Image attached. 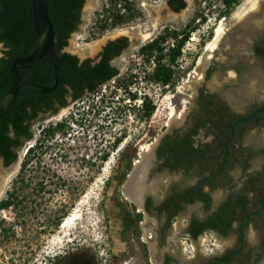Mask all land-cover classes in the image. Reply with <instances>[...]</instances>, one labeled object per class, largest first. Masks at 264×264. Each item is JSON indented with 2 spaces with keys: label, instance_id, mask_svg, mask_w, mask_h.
<instances>
[{
  "label": "rangeland",
  "instance_id": "obj_1",
  "mask_svg": "<svg viewBox=\"0 0 264 264\" xmlns=\"http://www.w3.org/2000/svg\"><path fill=\"white\" fill-rule=\"evenodd\" d=\"M185 1L183 9L174 11L167 0H119L116 10L111 9V0H85L78 29L64 50L94 60L106 41L124 36L128 47L112 62L119 75L100 86L96 95L86 94L76 102L68 96L66 106L40 116L31 125L33 137L18 150L17 170L0 197V201H14L8 208H0V264H141L139 255L145 250L146 259L149 257L144 239H132L131 201L122 186L132 170V160L139 157L137 152L155 142L150 130L164 132L169 116L177 119L168 127H177L195 106L198 89L215 86V92H222L227 100L247 102V92L236 93L231 86L237 69L246 74L248 59L243 55L250 51V40L235 39L252 34L239 26L247 0H237L231 7L223 0ZM113 10L123 17L117 20ZM187 31L189 39L173 65L174 85L164 86L152 76L158 53L148 57L141 47L164 36L160 41L165 52ZM218 32L220 37L214 40ZM2 53L0 44V56ZM211 55L206 68L210 66L213 72L206 78L203 65H197L201 59L206 65ZM260 67L250 70L262 74ZM249 72L246 75L251 76ZM251 79L249 84H255L256 77ZM102 94L104 99L97 101ZM145 98L155 106L149 116L137 110ZM261 101L264 91L257 95V102ZM63 109L65 114L59 116ZM61 121L65 125L60 131L52 137L44 135L43 130ZM246 140L258 149L264 144V126ZM256 162L263 164L264 156L260 154ZM6 171L0 161V175L5 176ZM76 209L81 216L65 231L63 221ZM247 238L257 240L254 227L248 228ZM179 239L182 246L198 245L205 254L209 248L220 252L226 246L222 244L226 240L208 234L197 244ZM228 240L231 246L233 238Z\"/></svg>",
  "mask_w": 264,
  "mask_h": 264
},
{
  "label": "flooded vegetation",
  "instance_id": "obj_2",
  "mask_svg": "<svg viewBox=\"0 0 264 264\" xmlns=\"http://www.w3.org/2000/svg\"><path fill=\"white\" fill-rule=\"evenodd\" d=\"M249 1L244 7L249 5ZM247 12L239 17V26L243 25L245 32L252 34L235 40H250V51L247 50L243 58L253 60H246L244 64L246 74L250 71L251 76L237 69V79L231 84L236 93L247 92L250 97L245 96L246 104L227 100L222 92H215V86L198 89L195 106L186 112L177 127H168L177 119L169 116L166 120L169 125L164 124L168 127L164 132L159 134L158 129L150 130L149 136H154L155 147L149 153L152 146L144 145L137 152L139 157L132 160V179L124 187L130 173L126 174L122 188L126 198L131 201L128 211L131 213L129 222L132 225V239L142 238L148 245L147 259L146 250L141 249L145 250L139 255L141 264H264V208L250 219L240 245V229L245 218L258 207L264 193V163L258 165L256 162L260 154L264 156V144L261 143L257 149L254 142L246 140V137L255 135V130L264 126V111L249 121L238 123L232 132L237 120L264 106V101L257 102V95L264 91V0H260L256 10ZM219 35H215L214 40L219 39ZM116 39L106 41L91 62H99L106 47ZM0 44L4 51L3 43ZM125 49L109 59V65L117 69L110 80L119 75L118 68L112 62ZM109 50L107 55L114 52L116 46L109 47ZM211 57L201 68L206 78L213 72L210 66L206 68ZM257 65L261 66L262 74L250 70ZM197 67H201L199 62ZM254 76L256 82L251 85L249 82ZM69 93L74 102L88 94L85 92L82 97L74 98L73 90ZM250 101L251 104H248ZM137 107L142 106L138 104ZM242 107H245L243 112L237 111ZM65 109L67 111L68 108ZM65 109L59 116L65 114L66 111L62 114ZM137 110L140 111V108ZM52 113L55 111L38 116ZM9 134L14 136L13 131ZM23 136L19 138L22 140ZM22 146L23 143L18 149L12 147L17 156ZM0 161L7 170L16 163L17 158L6 163L0 155ZM204 224L208 226L201 229ZM250 226L256 229L258 235L255 242L247 238ZM207 234L226 240V244L222 243L226 246L220 252L209 248L205 254L198 245L182 246L179 239L197 244L199 238ZM230 238H233V244L228 246ZM210 244L214 245V242L210 241ZM240 247L241 251L230 257Z\"/></svg>",
  "mask_w": 264,
  "mask_h": 264
},
{
  "label": "trees",
  "instance_id": "obj_3",
  "mask_svg": "<svg viewBox=\"0 0 264 264\" xmlns=\"http://www.w3.org/2000/svg\"><path fill=\"white\" fill-rule=\"evenodd\" d=\"M118 1L111 0V9L116 10ZM223 1L231 7L237 0ZM84 2L85 0H49V14L55 29V49L61 65L58 85L51 92H44L42 88L38 87H52L55 84L54 67L50 58L45 57L35 64H28V67L19 68L22 80L38 86L24 84L17 95L14 106L0 120V155L3 156L6 163L17 158V153L13 152L12 147L18 149L23 141L33 137L30 127L33 121L38 119V115L49 111L56 112L60 107L65 106L67 97L70 96V90H73L74 98L82 97L85 92H88L89 95H96L95 92L98 88L107 83L117 71L116 68L109 65V59L114 55H119L122 49L128 46L126 37L111 41L106 47L104 56L97 63H92L91 59L80 60L76 54L63 51L71 34L78 29ZM168 4L174 11H179L186 6L185 0H168ZM124 5H127L129 10L132 9V4L128 5L126 2ZM114 10L113 14L116 19H121L123 16ZM174 35L177 37L179 34L174 33ZM189 36L190 31L182 33L175 45L170 46L165 52L160 41L164 40V36L154 38L141 47L142 52L146 53L148 57L152 56L153 52L158 53V55H154L157 63L152 72L155 81L164 86L173 83V65L177 63L182 53V47ZM38 41L39 35L33 27L32 0H0V42L5 48L0 57V99L11 86L9 70L12 62L32 52L37 47ZM113 45L116 46V50L107 55V52L111 50L109 47ZM164 58L167 60L165 61ZM141 106L140 110H143L146 116H149L155 108L147 98L143 100ZM64 125L65 121H61L54 127L50 126L43 130L44 135L48 134L52 137ZM10 131H13L14 136H10ZM21 135H24L22 140L19 138ZM120 140L121 137L117 138L114 145H117ZM34 149L33 147L32 150ZM106 158L107 154L104 155V159ZM23 166H25V162H23ZM13 203L11 198L2 199L0 208H8ZM206 226L208 225H202L201 229Z\"/></svg>",
  "mask_w": 264,
  "mask_h": 264
},
{
  "label": "water",
  "instance_id": "obj_4",
  "mask_svg": "<svg viewBox=\"0 0 264 264\" xmlns=\"http://www.w3.org/2000/svg\"><path fill=\"white\" fill-rule=\"evenodd\" d=\"M32 16H33V27L35 32L39 35V41L37 47L24 57L17 58L12 62L9 70L11 78V86L9 90L0 99V120L5 117L11 108L14 106L17 95L24 84L38 86L28 81L22 80L19 73V66H26V64H35L42 58H50L55 74V84L52 87L38 86L42 88L44 92H51L56 89L59 81V73L61 71V65L59 61L58 53L55 49V29L49 14V0H32ZM264 106L254 110L249 116L237 120L232 127V132L238 123L246 122L251 120L256 114L263 112ZM155 144H152V148L149 153L152 152ZM147 155V154H145ZM17 162V161H16ZM15 163V162H14ZM13 164V163H12ZM11 164V165H12ZM132 179V171L128 175V178L124 184V187ZM264 208V193L261 195L258 207L250 212L240 229V245H242V239L244 230L248 226L250 219L253 216L258 215ZM241 251V247L234 251L230 257Z\"/></svg>",
  "mask_w": 264,
  "mask_h": 264
},
{
  "label": "bare ground",
  "instance_id": "obj_5",
  "mask_svg": "<svg viewBox=\"0 0 264 264\" xmlns=\"http://www.w3.org/2000/svg\"><path fill=\"white\" fill-rule=\"evenodd\" d=\"M260 0H251V3H249V6L246 7L247 11H253V10H256V6L258 5ZM245 9V10H246ZM219 34V32H218ZM208 53V52H207ZM208 60V59H207ZM204 63V59H201L199 61V66H202ZM65 111V110H64ZM64 111L62 112V114L64 113ZM152 146V145H151ZM147 148V147H146ZM17 164V162H16ZM14 164L12 165L8 171H7V174L5 176H0V197L4 191V187L6 185V181L8 180V178L10 176H12L16 170H17V165ZM140 165V164H139ZM145 166V165H144ZM147 166V165H146ZM138 182V181H136ZM141 183V182H140ZM143 185V184H142ZM127 186V185H126ZM132 191V190H131ZM86 202H81L80 205H83L85 204ZM88 203V202H87ZM81 216V212L79 209H76L74 210L69 216H67L64 221H63V224H62V227L63 229L66 231V230H69L71 228L72 225H74V223L76 222V220Z\"/></svg>",
  "mask_w": 264,
  "mask_h": 264
},
{
  "label": "clouds",
  "instance_id": "obj_6",
  "mask_svg": "<svg viewBox=\"0 0 264 264\" xmlns=\"http://www.w3.org/2000/svg\"><path fill=\"white\" fill-rule=\"evenodd\" d=\"M100 98L104 99L103 94L99 98H97L98 99L97 101H99ZM92 99L94 100V97Z\"/></svg>",
  "mask_w": 264,
  "mask_h": 264
},
{
  "label": "built area",
  "instance_id": "obj_7",
  "mask_svg": "<svg viewBox=\"0 0 264 264\" xmlns=\"http://www.w3.org/2000/svg\"><path fill=\"white\" fill-rule=\"evenodd\" d=\"M141 105V104H140Z\"/></svg>",
  "mask_w": 264,
  "mask_h": 264
}]
</instances>
